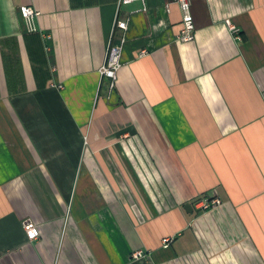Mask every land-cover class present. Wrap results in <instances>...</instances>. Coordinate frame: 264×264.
<instances>
[{
    "label": "crops",
    "instance_id": "obj_1",
    "mask_svg": "<svg viewBox=\"0 0 264 264\" xmlns=\"http://www.w3.org/2000/svg\"><path fill=\"white\" fill-rule=\"evenodd\" d=\"M192 1L0 0V264H264V0Z\"/></svg>",
    "mask_w": 264,
    "mask_h": 264
},
{
    "label": "built area",
    "instance_id": "obj_2",
    "mask_svg": "<svg viewBox=\"0 0 264 264\" xmlns=\"http://www.w3.org/2000/svg\"><path fill=\"white\" fill-rule=\"evenodd\" d=\"M145 0H120V6L122 5H130L136 2H144ZM174 4H177L180 7L182 13V30L178 36V40L180 42H192L195 39L196 26L194 21V16L192 13V0H172ZM20 13L25 23V29L30 34L40 33V27L38 25V18L40 16V12H38L35 8L31 6H22L20 7ZM227 24L231 30V32L236 35V37H240V30L237 26L233 25L232 22H228ZM116 31L121 30L124 32L122 38H116L113 36L110 39V44L108 46V54L105 61L104 66L101 69L102 78H107L111 81L110 83V91L112 92L116 87V82L118 80V73L123 67V51L127 43V32L129 30V20H121L120 18L116 21ZM143 52V54H145ZM221 204L219 199L212 200H203L198 203L200 209L209 210L213 207H216ZM25 231L30 241H35L39 238V232L35 226V224L31 221H27L24 224ZM166 244L168 240L165 241ZM142 252H138L135 254V258L139 259L143 257Z\"/></svg>",
    "mask_w": 264,
    "mask_h": 264
},
{
    "label": "water",
    "instance_id": "obj_3",
    "mask_svg": "<svg viewBox=\"0 0 264 264\" xmlns=\"http://www.w3.org/2000/svg\"><path fill=\"white\" fill-rule=\"evenodd\" d=\"M186 210H187L188 212H190V213L193 212V208H192L191 205H187V206H186Z\"/></svg>",
    "mask_w": 264,
    "mask_h": 264
}]
</instances>
